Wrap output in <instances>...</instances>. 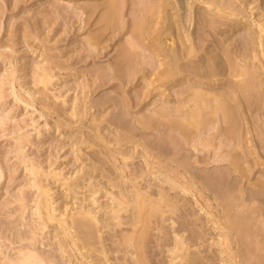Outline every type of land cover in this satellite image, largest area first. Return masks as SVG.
Wrapping results in <instances>:
<instances>
[{"label":"rangeland","instance_id":"374dc122","mask_svg":"<svg viewBox=\"0 0 264 264\" xmlns=\"http://www.w3.org/2000/svg\"><path fill=\"white\" fill-rule=\"evenodd\" d=\"M208 2L235 16L214 37ZM261 28L264 0H0V264H231L227 227L232 264H264V102L249 114L261 155L240 173L228 154L245 94L232 102L236 126L192 127L194 100L233 97L228 70L197 79L155 49L173 47L171 30L190 35L264 92ZM186 57L177 64L199 69L209 56ZM160 196L175 209L158 204L138 262L124 238L138 235V198L149 212Z\"/></svg>","mask_w":264,"mask_h":264},{"label":"bare ground","instance_id":"6f19581e","mask_svg":"<svg viewBox=\"0 0 264 264\" xmlns=\"http://www.w3.org/2000/svg\"><path fill=\"white\" fill-rule=\"evenodd\" d=\"M208 3L211 5L212 10H214V11H208L207 12L208 14H210L209 15L210 16L209 17L210 22L208 24V27H209V30H211V31H209V34H207V36L209 37V35H210V36L214 37L217 34H219L220 32H222V29L220 27L223 26L226 22H228L229 17L234 16V13H233V11L231 12L229 6L224 4V3H219V4H214V3H210V2H208ZM145 9H146L147 14L151 15L153 13L155 7L150 4V5H147V8H145ZM112 16H113V14H112ZM160 17H162L161 18L162 21L160 23L167 21V18L165 16H160ZM158 25H160V24H158V23L155 24V26H158ZM158 28L160 29L161 25L158 26ZM260 30H261V33L264 34V29L261 28ZM153 31H155V28L153 29ZM151 32H149L148 28H144L142 30L140 36H142L144 33H147V36H148ZM171 32H172V30H171ZM171 32H170L169 37H167L165 40L167 41L169 38L174 39L175 40L174 43L175 42L176 43L175 44L173 43V47L168 48L166 46H163V45L157 43V45L155 46V49H158V52L162 53L163 56L167 57V58L164 57L168 61L167 64L170 62L174 63V66H173L174 69L172 68L173 70H175L174 72H180L181 73V72L188 70V71H190V74H192V76H195L197 79H203V78L206 79L207 78L208 80H214V81L217 80L218 81V80L222 79L221 76H222L223 72L228 70L229 79L227 81L231 84L230 87H232L231 89L233 91L232 92L233 97H231V99H228V97H229V95H228L226 97L227 99L224 96L223 97L213 96L212 98H209V99L206 98V100H203L204 98L202 99V97H201V99H197L200 97L199 96L200 93L194 94L195 97H196V95L198 96V97H196L198 102L196 100H194L197 103V106H196V108L194 107L195 108L194 112L190 113L191 114L190 119H192V120L189 119L190 121H195V123H197L196 122L197 119L204 117L202 119H205V122H207V124L209 125V128L212 129L213 128V122L217 118L218 123H219V121H221V123H224L225 128L228 129L229 126L234 127L238 123L236 124L237 121L235 122L236 117H235V112L233 111V108L236 105L235 106L232 105V102H234V104H238L239 96L241 94L242 95L245 94V97H243L245 100L242 98L243 104L241 105L240 111H239V113H241V117H240L241 121L240 122H242L241 123L242 125L240 128L242 131L241 135H240L241 137L238 139L235 138V140H234L235 142L233 141L235 143V145L238 142L237 146L235 147L237 150L234 149V150H236V152L235 153L231 152V154H228L229 157H231V161H232L231 165H233V168L235 170H238L240 173H242L243 172L242 169H240L238 166L240 160H242L244 157L245 158L248 157L249 155L252 156V154H254L255 156L261 155L259 148L257 147V141L254 139V134H253L255 131H257L258 133H259V131H258L257 127H254L253 122L250 121L249 114L251 113L254 105L259 107L264 102V97H263L264 92L260 90L262 88V84H263L262 79H257L258 78L257 76L251 77V76L245 74L242 71L243 67L240 65L235 66V65H233L234 64L233 62H232L233 66L228 64L227 65L228 67L226 68L224 61L221 59V56L217 52H211L210 51L209 55H205L206 52L204 50V47L202 46V40L199 41V43L197 45H195L193 42L194 40H192L190 35H184L181 38L179 36V34L176 36L173 34V32L172 33ZM177 43L179 45H177ZM202 53H204L205 57L209 56V57H207V64L205 67H201L199 69H188V68H183L182 66L177 64L178 59H179V57L181 58V56L182 57L183 56H185V57L186 56H189V57L200 56ZM242 54H244V53H241L240 57L244 56V59H245L246 54H244V55H242ZM227 58H226V61L229 59V62H231L230 58H228V59ZM239 60L241 61L242 59L240 58ZM244 62H245V60H244ZM170 65H168V66H170ZM171 70H169L168 72L173 71V70L172 71ZM251 78L256 79L255 84H257L258 89L255 87L254 84L252 85L254 87L250 86V83L248 82V80H250ZM238 90L241 92L237 94ZM202 96L207 97L209 95L208 94H202ZM255 103H257V104H255ZM200 104H202V105L200 106ZM236 109H238V108H236ZM192 111H193V109H192ZM219 116H221V117L219 118ZM188 118H189V116H188ZM200 120L201 119H199V121ZM202 122L203 121H201V123ZM187 123H190V122L187 121ZM203 123L201 125L200 122H198L197 124H195V125L193 124V126L192 125H190V126H192V127L196 126V128H197L198 124H200V126H203ZM207 129H208V126H207ZM229 136H231V135H229ZM231 137L233 138V136H231ZM232 138H231V140H233ZM259 141H260V148L262 149L263 159H264V140H261L259 138ZM208 144H210V143H208ZM208 144H205L204 147L209 146ZM252 147L254 148L253 150L250 149ZM238 149L239 150L243 149L244 151L242 150L240 152V154H238L237 153ZM229 161H230V159H229ZM257 164H258V162H257ZM193 184H194V182H193ZM260 185H261V183H260ZM183 187L185 188V186H183ZM160 197H161V199L159 198V202L157 200H154V201H157V202H155V204L152 202L153 207L151 208V210L149 212H148V210L143 209L142 202L144 201V199H143V201H141V198H138V211H137V217H136V224L139 225L138 230H137L138 235L136 237L125 236V238H124V241H127L129 243L133 242L134 247H135L134 249L136 250V253H137V254L136 253L135 254L138 255L137 256L138 262H140L142 260V261H145L146 263H148L147 242H148V237L150 234V229L152 228V226H151L152 220H154V221L156 220V218H157L156 214L158 213L157 211L160 210V209L157 210V208H162L159 206V205L162 206V204L160 202L164 203L163 206L165 205V207H164L165 209H166V207H169V208H167V210L169 209V211L175 209V206L173 205L172 201L165 200L166 197L165 198L164 197L162 198V196H160ZM159 213H161V212H159ZM162 215H163V212H162ZM48 219H49V217H48ZM87 221L89 222L90 219ZM222 225H225V224H222ZM224 229H226V226H223L222 230H224ZM223 233L221 235H225V236H224V238H221V239H224V241L221 240L223 242V244L220 242L219 247L221 246L220 247V249H222L221 253H224L223 255H226V256L222 255L223 258L228 257L227 259H229V262L231 261V264H232L235 261V257H237V256L233 252V247L230 246L232 244V239H233L232 237H230L232 235L231 229L229 230V228L227 227V229ZM74 247L76 249L79 248L78 245H74ZM180 251H182V250H180ZM231 251H232L233 255H231V253H230ZM37 260H38V257L36 255H29L28 259H26L25 262H21L20 264H37ZM227 263H228V260H227Z\"/></svg>","mask_w":264,"mask_h":264}]
</instances>
